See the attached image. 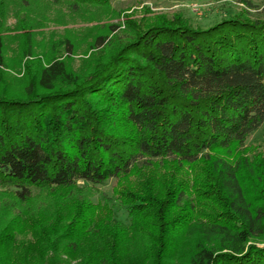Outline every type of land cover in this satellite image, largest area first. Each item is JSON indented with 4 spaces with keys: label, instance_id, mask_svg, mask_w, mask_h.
Segmentation results:
<instances>
[{
    "label": "trees",
    "instance_id": "16d2710c",
    "mask_svg": "<svg viewBox=\"0 0 264 264\" xmlns=\"http://www.w3.org/2000/svg\"><path fill=\"white\" fill-rule=\"evenodd\" d=\"M144 23L87 72L49 58L0 88V264H264V152L219 154L264 123V18ZM163 162L192 196L152 183ZM131 174L124 223L92 187Z\"/></svg>",
    "mask_w": 264,
    "mask_h": 264
},
{
    "label": "rangeland",
    "instance_id": "374dc122",
    "mask_svg": "<svg viewBox=\"0 0 264 264\" xmlns=\"http://www.w3.org/2000/svg\"><path fill=\"white\" fill-rule=\"evenodd\" d=\"M158 16L168 20L180 16L193 27L205 28L231 16L262 19L264 0H249V4L238 0H110L107 5L79 3L76 7L71 0H0L4 58L0 88L20 90L26 83L24 64L44 63L49 58L63 59L71 70L87 72L98 59L130 39L129 22L144 26V22ZM100 34L106 38L98 44L95 39ZM252 151L264 152V123L248 135L242 147L220 150L219 154L233 161L240 154L250 155ZM145 174H149L155 185L166 182L169 176L167 181L186 185L189 196L193 195L190 167H177L172 162L155 163ZM136 179L137 175L131 174L95 185L91 201L106 204L118 220L128 223V208L121 204L117 190ZM41 197L36 198L32 207L41 204L38 202Z\"/></svg>",
    "mask_w": 264,
    "mask_h": 264
}]
</instances>
